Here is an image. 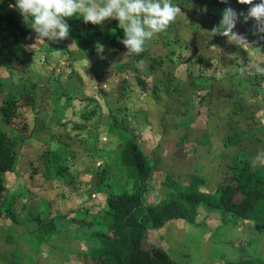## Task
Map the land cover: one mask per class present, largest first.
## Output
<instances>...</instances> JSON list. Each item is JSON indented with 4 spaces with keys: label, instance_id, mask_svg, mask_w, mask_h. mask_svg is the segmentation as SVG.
I'll use <instances>...</instances> for the list:
<instances>
[{
    "label": "rangeland",
    "instance_id": "1",
    "mask_svg": "<svg viewBox=\"0 0 264 264\" xmlns=\"http://www.w3.org/2000/svg\"><path fill=\"white\" fill-rule=\"evenodd\" d=\"M14 3L0 0V133L10 145L0 144V264L97 260L108 196L135 189L121 163L127 130L151 169L142 208L127 219L146 261L263 262L264 194L226 193L246 164L264 174L251 165L264 150V76L239 73L264 63V41L252 35L254 20L234 29L247 50L212 34L223 9L248 6L172 0L182 13L136 56L125 55L114 19L67 18L68 39L35 44Z\"/></svg>",
    "mask_w": 264,
    "mask_h": 264
},
{
    "label": "clouds",
    "instance_id": "2",
    "mask_svg": "<svg viewBox=\"0 0 264 264\" xmlns=\"http://www.w3.org/2000/svg\"><path fill=\"white\" fill-rule=\"evenodd\" d=\"M228 3V0H220ZM247 5L246 12H237L232 7L222 11L219 28L212 30L213 35L226 37L228 42L247 50L251 42L236 29L238 23L254 20L252 35L264 41V0H237ZM9 7L15 9L37 34L36 43L63 41L70 35L67 18L82 17L85 24L103 25L114 19L123 30L120 43L127 49L125 55L140 56L147 44L159 33L165 31L182 13L181 8L172 0H15ZM34 45V44H33ZM71 46V45H70ZM144 60H138L135 67L142 69ZM241 76L257 74L264 76V63L249 62L239 69ZM252 167L264 166V150L259 151L251 161Z\"/></svg>",
    "mask_w": 264,
    "mask_h": 264
},
{
    "label": "trees",
    "instance_id": "3",
    "mask_svg": "<svg viewBox=\"0 0 264 264\" xmlns=\"http://www.w3.org/2000/svg\"><path fill=\"white\" fill-rule=\"evenodd\" d=\"M72 99L74 98H69V100ZM91 100L93 99H87V101ZM83 110L81 115L84 119L98 111L97 106L92 107L90 110ZM137 136L135 130H127L121 151V163L126 169L128 179L133 180L135 189L132 192L123 190L108 196L107 215L109 223L107 231L95 232L94 235L98 245L93 248L91 253L96 256L97 260L88 264H172L166 257H156L149 262L146 261L141 256L142 239L134 236L127 227L128 217L142 208L141 189L143 188L142 185L148 180L151 171L138 145ZM0 144H3L4 147L10 146L5 133H0ZM240 175L232 184L230 191L226 193L228 200L239 189L244 190L251 199L258 200L259 196L264 194V191H258L257 184L260 183L264 187V174H261V172L259 174L258 172L254 173L251 171L250 166L246 164ZM180 196L189 202L188 195L180 194ZM241 205V203L239 205L235 203V207L230 205L231 207L225 208V210L222 209L221 213L224 215L227 211L234 212ZM259 264H264V261Z\"/></svg>",
    "mask_w": 264,
    "mask_h": 264
}]
</instances>
